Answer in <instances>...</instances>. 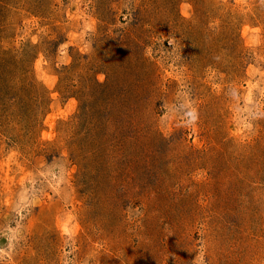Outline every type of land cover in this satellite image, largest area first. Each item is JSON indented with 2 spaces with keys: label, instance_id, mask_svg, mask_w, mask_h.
Returning a JSON list of instances; mask_svg holds the SVG:
<instances>
[{
  "label": "rangeland",
  "instance_id": "1",
  "mask_svg": "<svg viewBox=\"0 0 264 264\" xmlns=\"http://www.w3.org/2000/svg\"><path fill=\"white\" fill-rule=\"evenodd\" d=\"M0 264H264V0H0Z\"/></svg>",
  "mask_w": 264,
  "mask_h": 264
}]
</instances>
